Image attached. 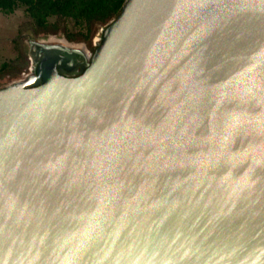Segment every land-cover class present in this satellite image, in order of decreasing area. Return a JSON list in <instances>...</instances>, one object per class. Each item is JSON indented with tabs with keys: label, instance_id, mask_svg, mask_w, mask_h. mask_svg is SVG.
<instances>
[{
	"label": "water",
	"instance_id": "water-1",
	"mask_svg": "<svg viewBox=\"0 0 264 264\" xmlns=\"http://www.w3.org/2000/svg\"><path fill=\"white\" fill-rule=\"evenodd\" d=\"M92 45L0 90V264H264V0H126Z\"/></svg>",
	"mask_w": 264,
	"mask_h": 264
},
{
	"label": "rangeland",
	"instance_id": "rangeland-1",
	"mask_svg": "<svg viewBox=\"0 0 264 264\" xmlns=\"http://www.w3.org/2000/svg\"><path fill=\"white\" fill-rule=\"evenodd\" d=\"M56 20V18H50L48 22L54 24ZM106 26L95 28L90 43L69 42L66 40L64 31L71 35L83 33L85 32L83 25L76 24L73 20H66L59 22V32L56 35H47L37 30L24 7H18L9 15L0 13V90L30 75L31 72L34 73L29 55L31 46V54H33L36 45L66 42L83 47L91 56L94 50L93 40L98 38L100 30ZM4 65L6 69H2Z\"/></svg>",
	"mask_w": 264,
	"mask_h": 264
},
{
	"label": "trees",
	"instance_id": "trees-1",
	"mask_svg": "<svg viewBox=\"0 0 264 264\" xmlns=\"http://www.w3.org/2000/svg\"><path fill=\"white\" fill-rule=\"evenodd\" d=\"M126 0H0V13L12 14L18 7H24L25 12L33 20L35 27L41 33L56 35L59 32V22L73 20L83 25L85 32L75 35L67 34L69 42L90 43L93 31L97 26H106L120 13ZM56 18L54 24L48 19ZM2 69H6L4 65Z\"/></svg>",
	"mask_w": 264,
	"mask_h": 264
},
{
	"label": "bare ground",
	"instance_id": "bare-ground-1",
	"mask_svg": "<svg viewBox=\"0 0 264 264\" xmlns=\"http://www.w3.org/2000/svg\"><path fill=\"white\" fill-rule=\"evenodd\" d=\"M42 47H44L45 49L58 50V51L65 52L68 54H73V55L77 56L79 58V60H86V58H88V54L83 49V47L73 46V45H70L66 42H63V43L53 42V43L48 44V45H40L39 44V46L36 45L35 49L42 48Z\"/></svg>",
	"mask_w": 264,
	"mask_h": 264
},
{
	"label": "built area",
	"instance_id": "built-area-1",
	"mask_svg": "<svg viewBox=\"0 0 264 264\" xmlns=\"http://www.w3.org/2000/svg\"><path fill=\"white\" fill-rule=\"evenodd\" d=\"M31 75H32V74H30V75H28V76H31ZM25 77H27V76H25ZM25 77H24V78H25Z\"/></svg>",
	"mask_w": 264,
	"mask_h": 264
},
{
	"label": "flooded vegetation",
	"instance_id": "flooded-vegetation-1",
	"mask_svg": "<svg viewBox=\"0 0 264 264\" xmlns=\"http://www.w3.org/2000/svg\"><path fill=\"white\" fill-rule=\"evenodd\" d=\"M31 74H32V72H31ZM33 75V74H32Z\"/></svg>",
	"mask_w": 264,
	"mask_h": 264
}]
</instances>
